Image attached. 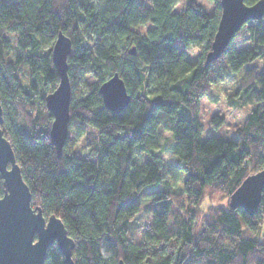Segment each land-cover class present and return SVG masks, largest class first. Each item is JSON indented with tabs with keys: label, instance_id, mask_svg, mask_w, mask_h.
Here are the masks:
<instances>
[{
	"label": "trees",
	"instance_id": "16d2710c",
	"mask_svg": "<svg viewBox=\"0 0 264 264\" xmlns=\"http://www.w3.org/2000/svg\"><path fill=\"white\" fill-rule=\"evenodd\" d=\"M178 1L0 0V128L34 205L59 216L75 240L76 264H264V241L255 237L264 222V189L254 214L229 205L205 220L198 235L194 230L206 186H225L231 196L264 168V16L245 22L222 55L205 64L221 0H210L213 12L196 0L176 11ZM59 31L72 39L71 117L61 156L45 101L59 83L51 55ZM7 33L22 51L14 60L3 53ZM246 42L251 45L242 47ZM190 47L199 48L194 59ZM21 65L31 72L26 85L19 80ZM115 72L131 94L120 112L107 108L99 92ZM82 78L85 90L77 95ZM203 97L253 104L234 139L203 138ZM76 120L99 130L87 157L67 149ZM162 131L171 143L164 145ZM83 134L82 128L77 135ZM141 196L152 217L136 242L129 223L141 210ZM45 264H66L56 243Z\"/></svg>",
	"mask_w": 264,
	"mask_h": 264
},
{
	"label": "water",
	"instance_id": "95a60500",
	"mask_svg": "<svg viewBox=\"0 0 264 264\" xmlns=\"http://www.w3.org/2000/svg\"><path fill=\"white\" fill-rule=\"evenodd\" d=\"M222 12L217 31L206 55L205 64L218 59L225 51L233 35L250 19H262L264 0L249 4L245 0H221ZM72 48V39L59 31L52 46V61L59 75L57 87L46 94L45 101L53 114L50 137L59 156L69 133L70 105L72 85L68 73V55ZM135 53V47L130 49ZM99 92L105 106L114 112L122 111L130 102L124 79L118 72L99 85ZM4 122V111L0 100V124ZM0 264H45L47 249L56 243L64 255L66 264H76L73 258L75 240L68 234L62 219L55 215H45L39 205L32 202V193L25 181L22 168L17 161L11 141L0 128ZM264 189V168L248 175L230 196L232 208L243 207L254 214L259 207ZM35 217V220L33 219ZM52 224L54 230L41 236L35 231L42 228L47 231ZM71 238V239H69ZM31 241V247L30 245ZM119 264H125L123 260Z\"/></svg>",
	"mask_w": 264,
	"mask_h": 264
},
{
	"label": "rangeland",
	"instance_id": "374dc122",
	"mask_svg": "<svg viewBox=\"0 0 264 264\" xmlns=\"http://www.w3.org/2000/svg\"><path fill=\"white\" fill-rule=\"evenodd\" d=\"M147 4H151V0H143ZM202 5L204 10L208 12H213L214 5L210 0H196ZM189 2V0H179L174 9L176 11H182L184 6ZM179 5V6H177ZM9 39V49L4 48L3 53L6 59L14 60L16 55L22 51L15 44V36L12 33L6 34ZM250 42L242 44V47H249ZM199 48L190 47L188 52L189 55L194 59L197 56ZM19 80L22 84H28L31 78V72L26 65H21L18 71ZM85 79V78H84ZM88 81H94L93 77L88 76ZM80 81V91L77 95L85 90V83L83 78ZM253 104H242L241 106L230 105L226 102L213 101L208 97H203L200 103V120L203 126V138L208 136H217L222 138L234 139L236 137V130L241 127L250 112ZM31 113L35 114L36 108L28 107ZM218 122L215 124L213 119ZM84 129V134L78 137L77 133L80 129ZM99 130L87 124L80 123L79 121H74L72 125V131L70 138L67 142V149L69 153L87 157L90 154V149L94 146V141L98 137ZM162 140L164 145L171 143V138L169 133L162 131ZM171 157V153H169ZM171 159V158H170ZM168 159V161L170 160ZM173 159V158H172ZM171 159V161H172ZM252 164H250V167ZM252 168V167H251ZM159 188V187H158ZM146 190L145 192H149ZM230 200V193L225 186L222 185H208L204 190V194L195 206L196 221H195V233L202 230L204 221L212 218L218 213L221 208H228ZM33 202V201H32ZM146 198L141 196V210L131 219L129 223V233L131 238L140 242L143 237L144 231L148 228L151 222V214L144 211V207L147 204ZM34 204V203H33ZM255 237L260 241H264V222L261 225L260 231L255 234Z\"/></svg>",
	"mask_w": 264,
	"mask_h": 264
},
{
	"label": "snow or ice",
	"instance_id": "6c2138e0",
	"mask_svg": "<svg viewBox=\"0 0 264 264\" xmlns=\"http://www.w3.org/2000/svg\"><path fill=\"white\" fill-rule=\"evenodd\" d=\"M259 2H260V0H257V3H259ZM177 6H179V5H177ZM247 7H254V6L249 4ZM2 199L3 198L0 197V200H2ZM33 219L35 220V217H33ZM53 230H54V226L52 224H50L48 226L47 231L44 230V225H42V228H40L39 230L35 231L34 233H38L41 236V239H42V235L43 234H46V233H48L50 231H53ZM69 239H71V238H69ZM29 246L31 247V241H30V245Z\"/></svg>",
	"mask_w": 264,
	"mask_h": 264
}]
</instances>
